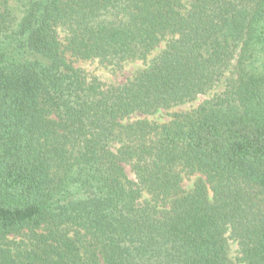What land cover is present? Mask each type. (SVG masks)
<instances>
[{"label":"trees","instance_id":"16d2710c","mask_svg":"<svg viewBox=\"0 0 264 264\" xmlns=\"http://www.w3.org/2000/svg\"><path fill=\"white\" fill-rule=\"evenodd\" d=\"M0 264H264V0H0Z\"/></svg>","mask_w":264,"mask_h":264},{"label":"rangeland","instance_id":"374dc122","mask_svg":"<svg viewBox=\"0 0 264 264\" xmlns=\"http://www.w3.org/2000/svg\"><path fill=\"white\" fill-rule=\"evenodd\" d=\"M163 46L157 48L151 55L150 59L156 56V54L162 49ZM76 66L84 68L88 73L98 76L106 84H118L124 82L128 77L132 76L140 67L144 66L145 63L142 60L129 61L122 68L115 69L111 66L101 63L99 60H78L75 62ZM214 94V90L208 94L200 95L196 100L188 102L183 105L176 106L169 110H162L150 118L155 119L159 122H165L172 118V113L175 111H182L197 107L206 98L211 97ZM128 172L132 175L130 167H127ZM197 175H193L190 178H186L184 184L189 188Z\"/></svg>","mask_w":264,"mask_h":264}]
</instances>
